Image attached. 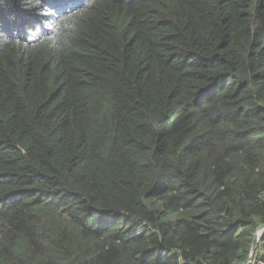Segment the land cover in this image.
<instances>
[{
  "label": "trees",
  "instance_id": "1",
  "mask_svg": "<svg viewBox=\"0 0 264 264\" xmlns=\"http://www.w3.org/2000/svg\"><path fill=\"white\" fill-rule=\"evenodd\" d=\"M262 224L264 0H0V264H244Z\"/></svg>",
  "mask_w": 264,
  "mask_h": 264
},
{
  "label": "water",
  "instance_id": "2",
  "mask_svg": "<svg viewBox=\"0 0 264 264\" xmlns=\"http://www.w3.org/2000/svg\"><path fill=\"white\" fill-rule=\"evenodd\" d=\"M260 231H261V233H259ZM263 236H264V224H262L258 227V229L254 235V240H253V245H252L250 256L244 262V264H252Z\"/></svg>",
  "mask_w": 264,
  "mask_h": 264
},
{
  "label": "built area",
  "instance_id": "3",
  "mask_svg": "<svg viewBox=\"0 0 264 264\" xmlns=\"http://www.w3.org/2000/svg\"><path fill=\"white\" fill-rule=\"evenodd\" d=\"M252 264H264V254L261 253L258 259L255 258Z\"/></svg>",
  "mask_w": 264,
  "mask_h": 264
},
{
  "label": "snow or ice",
  "instance_id": "4",
  "mask_svg": "<svg viewBox=\"0 0 264 264\" xmlns=\"http://www.w3.org/2000/svg\"><path fill=\"white\" fill-rule=\"evenodd\" d=\"M65 2H67L69 4H76L77 0H65Z\"/></svg>",
  "mask_w": 264,
  "mask_h": 264
},
{
  "label": "clouds",
  "instance_id": "5",
  "mask_svg": "<svg viewBox=\"0 0 264 264\" xmlns=\"http://www.w3.org/2000/svg\"><path fill=\"white\" fill-rule=\"evenodd\" d=\"M260 246V245H259ZM259 248V247H258ZM257 254V253H256ZM255 257H256V255H255ZM254 260H255V258H254ZM253 263V262H252Z\"/></svg>",
  "mask_w": 264,
  "mask_h": 264
},
{
  "label": "bare ground",
  "instance_id": "6",
  "mask_svg": "<svg viewBox=\"0 0 264 264\" xmlns=\"http://www.w3.org/2000/svg\"><path fill=\"white\" fill-rule=\"evenodd\" d=\"M259 233H261V231Z\"/></svg>",
  "mask_w": 264,
  "mask_h": 264
}]
</instances>
